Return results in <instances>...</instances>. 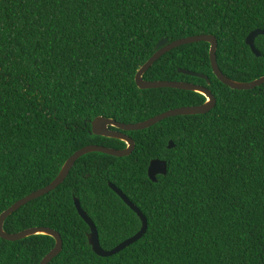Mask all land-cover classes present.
<instances>
[{
	"label": "trees",
	"instance_id": "trees-1",
	"mask_svg": "<svg viewBox=\"0 0 264 264\" xmlns=\"http://www.w3.org/2000/svg\"><path fill=\"white\" fill-rule=\"evenodd\" d=\"M256 29H264V0H0V215L49 185L79 149L127 145L92 134L96 117L137 123L207 100L195 91L137 86L138 70L162 39L216 36L220 69L246 82L264 76V35L256 38L261 57L246 43ZM210 49L204 41L177 47L144 78L208 86L215 108L127 132L136 142L129 156H82L63 184L10 215L5 230L58 231L63 250L49 264H264V84L227 86L214 74ZM156 158L168 162V173L154 182L148 167ZM109 182L149 226L140 240L103 257L89 244L75 197L104 249L142 227ZM55 244L45 234L0 237V264H40Z\"/></svg>",
	"mask_w": 264,
	"mask_h": 264
},
{
	"label": "water",
	"instance_id": "water-1",
	"mask_svg": "<svg viewBox=\"0 0 264 264\" xmlns=\"http://www.w3.org/2000/svg\"><path fill=\"white\" fill-rule=\"evenodd\" d=\"M259 35H264V29H256L252 31L246 39L247 45L251 47L252 52L257 57L262 56V52L256 46V38ZM202 41L208 42L211 45L210 59H211L212 68L214 74L221 82L231 87L232 89H238V90H251L264 84V76L246 82L236 81L226 76L222 72L218 64V59H217L218 39L216 36L212 34H200V35L188 36L172 42L167 38L162 39L158 43L156 47L157 51L154 53V55L138 70L136 74L137 86L140 89L170 87V88H176V89H182L188 91H195L205 95L207 100L200 105L182 106V107L170 109L150 119L137 123H122L111 117H106V116L96 117L92 122V129H91L92 134L124 141L127 144V147L124 149H117V148L106 147L103 145L90 144L76 151L65 162L59 174L49 185L40 188L30 193L26 197L20 199L0 215V237L9 241H17L37 234H45L54 237L56 241L55 247L40 262V264H49L63 250L64 242L62 235L58 231L50 227H32L17 233H9L5 230L4 225L7 218L10 215H12L14 212L19 210L22 206H24L28 202L37 199L49 193L50 191L58 188L61 184L65 182L77 160L88 153L100 152L116 157H125L131 155L135 150L136 142L130 135L127 134V132L149 128L169 117H174L178 115L206 114L209 111H211L213 108H215L217 105V98L214 96L212 90L208 86L200 85L188 81H170V80L150 81L144 78L145 73L150 69V67L153 66L156 63V61H158L167 52L185 44L197 43ZM179 72L186 75H191L206 79L208 85L211 84L209 77L203 73H198L183 68L179 69ZM174 146H175L174 141L170 140L168 147L173 148ZM167 173H168V162L166 160H162L159 158L151 160L148 167V175L152 181L157 182L159 175H166ZM109 186L124 200V202L134 212L138 214V216L142 221V227L136 234L127 238L126 240L118 244L116 247L112 249H104L101 245L99 231L95 222L89 216L88 212L82 207L80 199L78 197H75L74 201L76 208L79 214L82 216V218L87 222V224L90 227V232L88 233L89 244L98 255L103 257H108L117 254L126 247L140 240L147 232L149 226L148 219L146 215L142 212V210L114 183L109 182Z\"/></svg>",
	"mask_w": 264,
	"mask_h": 264
},
{
	"label": "flooded vegetation",
	"instance_id": "flooded-vegetation-1",
	"mask_svg": "<svg viewBox=\"0 0 264 264\" xmlns=\"http://www.w3.org/2000/svg\"><path fill=\"white\" fill-rule=\"evenodd\" d=\"M127 147V145L125 146V147H123V148H120V149H124V148H126Z\"/></svg>",
	"mask_w": 264,
	"mask_h": 264
}]
</instances>
